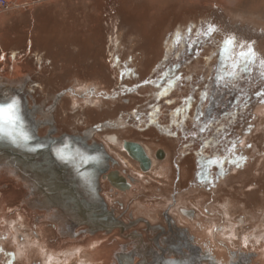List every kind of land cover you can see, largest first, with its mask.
Segmentation results:
<instances>
[{
  "label": "rangeland",
  "instance_id": "obj_1",
  "mask_svg": "<svg viewBox=\"0 0 264 264\" xmlns=\"http://www.w3.org/2000/svg\"><path fill=\"white\" fill-rule=\"evenodd\" d=\"M37 1L41 2L15 0L1 12L17 17V41L16 51L0 59V71L20 78L30 73L29 92L36 103L53 113L61 133L94 129L91 139L101 142L105 134L119 133L121 141L133 136L152 151L161 146L160 134L183 138L176 140L185 152H191L197 165L189 184L182 182L185 188L177 185L176 202L183 196L179 205L196 210L200 219L210 222L215 228L214 242L221 244L228 236L225 242L235 252L253 250L264 255V0ZM210 26H215L212 33H208ZM229 38H234V44L226 46ZM2 46L8 47L4 36L0 37V53ZM249 49L254 50L252 71L242 73L245 58L240 53H249ZM233 64L240 66L235 69L236 79L226 75ZM221 74L224 81L217 80ZM35 83L40 84L37 93ZM205 92L208 100L202 99ZM40 107L41 120L51 122ZM166 143L176 150L177 144ZM108 146L117 157H126L120 146ZM131 162L116 168L133 176L144 175ZM164 163L143 176L150 185L140 178L133 192L111 199L129 201L128 207L132 205L137 215H149L154 225H164V236H195L179 221L176 206L172 209L176 218L170 214L175 220L161 221L160 208L166 209L173 194V176L161 175ZM208 163L218 171L212 177L207 176ZM5 186L0 188V241L7 239L15 245L8 252L16 253V264L111 263L114 251L109 250L107 237L94 245L91 255H79L78 250L70 253L78 246L73 245L46 263V257L36 251V242L46 238L56 243L62 237L50 228V234L36 239L35 234L40 236L45 227L38 226L37 214L32 218L33 212L21 203L27 200L24 191L14 193L11 185ZM41 217L40 221H48ZM31 218L33 226L25 232L23 225ZM15 223L21 227L15 229ZM147 226L137 223L130 230L149 237L153 231H147ZM32 227L37 233L31 232ZM117 232V243L125 244L127 237ZM230 232H234L232 237ZM20 233L25 236L22 240ZM143 242L140 249L145 242L151 243ZM195 242L202 255L201 242ZM128 246L129 250L138 248L135 240ZM96 251L100 258L90 259ZM184 251L192 252L185 247ZM29 252L33 258L27 257ZM166 255L164 264L170 259Z\"/></svg>",
  "mask_w": 264,
  "mask_h": 264
},
{
  "label": "water",
  "instance_id": "obj_2",
  "mask_svg": "<svg viewBox=\"0 0 264 264\" xmlns=\"http://www.w3.org/2000/svg\"><path fill=\"white\" fill-rule=\"evenodd\" d=\"M20 77H13L0 71V104L11 102L13 99L18 101L19 115L23 121L22 131L30 139L27 141V147H22L12 143L4 133H0V174L8 177V179L4 177V180L0 178V186H8L11 181L24 183L27 178L31 180L33 193L29 191L28 181L24 186L22 184V188L25 191L27 189L28 192V198L24 205L31 209V212L37 214L39 220L42 218L41 204H44L45 208L62 210L69 219L68 223L64 224L65 226L60 227L61 237L77 238L78 234L85 232V230L73 232V228L79 225L87 226L90 233L111 234L119 231L123 237H127L128 241H125L126 246L120 245L119 248L113 250L115 252L111 255V261L117 259L118 264H159V260H157L159 255L163 254L164 257L170 249L178 251L185 247L187 250L195 249L197 251L196 238L191 234L180 235L172 239L171 236L163 235L166 232L163 226L148 225L147 228L154 233L149 234V237L144 235L143 238L142 231L130 230L135 224L132 222L127 224L117 217L115 212L108 208L100 193L101 177L108 172L109 180L110 175L113 174L122 180L119 190L125 191L130 185H128L126 177L119 173V170L109 171L111 165L117 162L107 152L104 144L95 140L89 142L94 129L82 134L63 132L56 135L57 128L52 117L51 122L48 123L36 116L38 113H35L34 110L41 108V104L35 102L31 92L27 89V85L33 81L32 76L30 73H26L24 76L26 79ZM45 126H48L47 131L41 134L40 129ZM124 148L133 159L139 162L143 170L150 169L151 159L143 145L125 140ZM61 154L64 159H61ZM163 155L164 151L160 149L157 156L162 158ZM1 168H5L7 173L1 172ZM129 178L134 181L132 176ZM111 183L114 186L113 182ZM130 240L137 242V251L129 250L131 246H128L127 249ZM142 240L153 243L152 249H149L151 256L147 260H144V254L139 248L142 245ZM255 254L252 251L231 252L232 257L241 259L235 261L234 264H261L259 261L255 262ZM163 257L160 258L162 259L161 264L164 261Z\"/></svg>",
  "mask_w": 264,
  "mask_h": 264
},
{
  "label": "bare ground",
  "instance_id": "obj_3",
  "mask_svg": "<svg viewBox=\"0 0 264 264\" xmlns=\"http://www.w3.org/2000/svg\"><path fill=\"white\" fill-rule=\"evenodd\" d=\"M14 72H16V71H14ZM23 79H26V78H23ZM34 111H35V113H37L38 111L40 112L41 110H40V108L39 109L35 108ZM44 119H45V117H44ZM44 121L50 122V121H47V120H44ZM108 137L113 142H119L122 145V147L124 148V140H122V141L120 140L119 133H111V134H109ZM144 148H145V150H146L147 154L149 155V157L151 159V162H152L150 169L151 168L153 169V168L157 167L158 164L160 163V162H158L159 160L157 161V158H155L152 155V151L150 150L149 147L145 146ZM123 158H120V160H122V162L126 161V162H128V163L130 162V164H132L131 161H133V163L139 164V162H137L131 156H127L126 155V157L123 156ZM123 163L120 162V164H123ZM139 166H140V164H139ZM1 172L7 173L5 168L4 169L1 168ZM4 177L6 179H8L7 176H5L4 174L1 173L0 174V178H3V180H4ZM110 180L112 182L114 181L116 183V184L115 183L114 184L117 187L122 186L121 185L122 180L118 179L117 175H114V174L110 175ZM9 181H11V180L9 179ZM26 181L29 182L28 183V185L30 186L29 187L30 188L29 191L32 192L33 189L31 188V183H30L31 180H29L27 178ZM26 181L24 183L22 181H21L22 183L20 181H18V182L11 181L12 183L10 182L9 185L12 186L14 193L19 192V191H22V192L24 191V195L28 198L27 189L25 191L22 188V184H23V186L25 184H27ZM4 186L5 185L0 186V188H2ZM26 192H27V194H26ZM181 197H183V196H180L179 198H181ZM179 198H178V200H179ZM25 200H26V198L21 201L23 203V205L25 204ZM178 200H177L176 205H175L177 207V209H178V213H177L178 214V219H179V221H182L183 223H185L187 225V227L189 229H191L195 233V238L198 239L201 242L200 246H202V248L200 247L201 248L200 250L204 251V253L202 254L200 252L202 255H199V252L197 251V255L194 256L193 259H192V257L190 258L189 255H186V254L183 253L182 257L180 258V254L179 253L183 252L182 249H179L178 251H175V250L173 251L172 249H170L169 253L166 255L170 259L168 260V262L166 264H187V263L190 264V263H192V261L194 262L195 259L197 261L194 264H234L235 261H237L239 258L235 259L234 257H232L231 252L234 251V249H231L230 247L228 248L229 245H227L228 244V243H226L227 241L225 242V240L228 239V236H226V237L224 236L225 240L221 244H219V242H214L213 240H215V239L213 238L212 234L215 233V228L210 224V222L207 223V222H205L203 220V218L200 219L198 217L199 214L197 215L198 212L196 210H191L189 208H185L184 206L179 205V201ZM167 205H168V203H167ZM29 210H31V209H29ZM41 210H42V212H40L41 214H43L47 219H50L51 221H53V222H55L57 224V225L55 224V227L57 228V233H58V235H62L61 231H60V227L65 226L64 224L68 223L67 221H68L69 217L67 215H65L64 212L62 210H60V209L50 208V207H48V208L46 207L45 208L44 204H41ZM191 211H193V212H191ZM203 214H204V216L206 215L205 213H203ZM158 218H160V216ZM30 222H27V223H30ZM85 231H86L85 232L86 234H83V238H81V239L69 238V239L62 240L60 238V239H57L58 242H56V243L49 242L46 238L45 239L44 238L39 239L36 242L37 243V245H36L37 250L36 251L40 255H43V257H46L45 258L46 263H50V262H52V260L58 259V257H59L58 254L59 253H61V252L62 253H66V252L70 251V250H68V248H69V246H73V245H78V246L81 245V246L80 247L77 246L78 248L74 247L75 250H72L70 253H74V252H76L78 250L79 252L77 251L76 253H78L79 255H83V256H86L87 254L91 255L90 253L95 251L94 245L97 244V242H99L101 239L105 240L104 238H106V237L108 238L107 239V243H108L107 246H110V249H109L110 251H113L116 245L119 246V245L123 244L122 245L123 247L126 246V244H124V242L122 243V241L117 243L118 240L115 239L116 234H118L117 231L112 232L111 234L104 233V232L90 233L88 228ZM233 234H234V232H230L229 233V235H231V237L233 236ZM214 235H216V234H214ZM220 235H222V234H220ZM218 238H220V237H218ZM84 241L88 242V244H86V245L78 244V243H83ZM75 242H78V243H75ZM150 242L151 243H146V242L144 243L143 242L144 245H143V248L141 249V253L144 254V260H147L148 257L151 256V254L149 252V249H152L153 243H152V241H150ZM261 244L263 245V243H261ZM197 247H199V246L197 245ZM135 249H136L135 251L138 250V248H135ZM17 251L19 252V250H17ZM30 252L33 254V253H35V250L32 249V251H30ZM30 252L27 255V257H30V254H31ZM100 254H101L100 251H96L95 253L92 254L93 256H90V259L100 258ZM172 255H174V257H171ZM255 256H256V254H255ZM104 260L105 259H103V261ZM240 260L241 259H239V261ZM258 261H259V263L264 264V255H261L260 253H258L257 257L255 258V262H258ZM83 262H86V261H83ZM100 262H101V260H100ZM97 264H100V263L98 262ZM110 264H118L117 263V259H115V261H113V262L111 261ZM159 264H161V263L159 262Z\"/></svg>",
  "mask_w": 264,
  "mask_h": 264
},
{
  "label": "flooded vegetation",
  "instance_id": "obj_4",
  "mask_svg": "<svg viewBox=\"0 0 264 264\" xmlns=\"http://www.w3.org/2000/svg\"><path fill=\"white\" fill-rule=\"evenodd\" d=\"M32 83V82H31ZM31 83H29L28 85H27V89L29 90V87H30V85H31ZM34 85H37L36 87H35V93H37V89H39V88H37L38 87V85H40V84H34ZM30 103H32V101L30 100ZM40 106V105H39ZM42 106V108L44 109V112H48L47 110H46V106L44 105V107H43V105H41ZM48 115H50V114H52L53 115V113H47ZM38 117H40L39 115H37V118ZM50 117H51V115H50ZM54 120H55V118H54ZM47 121H49V120H47ZM49 123V122H48ZM54 123H55V125H56V128H57V132H56V135H60L61 134V132H59L58 130V122H57V124H56V120L54 121ZM47 129H48V126H45L44 128H41L40 129V132H41V134H43V133H45L46 131H47ZM144 129H146V128H144ZM63 133V132H62ZM67 133H69V132H67ZM71 133V132H70ZM73 133H75V132H73ZM79 134H82V133H79ZM94 134V130H93V132H92V135ZM109 135H107V134H105V142H101V141H97V142H100V143H102V144H104V146H105V148H106V150H107V152L116 160V164H114V165H111V168H110V170L109 171H112V170H119V169H117L116 167L117 166H119V165H122V164H120V162L121 163H123L122 162V160H120V158H119V156L117 157L116 155H114V153L109 149V146H108V144H110V145H114V146H120L121 147V149H122V151L127 155V156H130L129 155V153L122 147V145L121 144H119V142H113L111 139H109V137H108ZM158 137L160 138V140H162L161 142V146L160 147H158L156 150H153L152 151V149H150L151 151H152V155L155 157V158H157V161L158 162H165L164 164H162L161 165V167H162V172L163 173H161V175L163 174V175H165L166 177L165 178H170V174H171V176H173V184H172V190H173V194H171L170 196L172 197V199H171V202H169L168 203V205L167 206H165L166 207V209H162V208H160L161 209V211H160V213L162 214V220L161 221H163V220H165V218L167 219V217L168 218H170L171 220H172V218L173 217H171V215L172 216H174V218H176L175 217V215H173V211H172V209L174 208V206L176 205V198H177V196L175 195L176 194V192L178 191L177 190V185L178 186H180L181 188H185L186 187V185L187 184H189V181H190V179L192 178V175H193V172H194V169H196V165L197 164H194V160H192V155H191V152L190 151H186L185 152V147L184 146H181L182 144H180L179 142H177V140L176 139H180V140H182L183 138H177V137H175L174 135H171V136H168V135H162V134H160V135H158ZM125 140H128V141H134V142H138V143H140L141 145H143V147H145V146H147V147H149L150 148V146L149 145H147V144H145L144 142H142L140 139H138V138H135V137H133V136H130V137H128V138H126V139H124V141ZM159 140V139H158ZM93 140L92 139H89V142H92ZM96 141V140H95ZM166 142H169V143H172V144H177L176 146H177V148H176V150H172V148L170 149V147L167 145V143ZM162 144H163V146H162ZM187 147V146H186ZM185 148V149H184ZM163 150L164 151V155H163V157L162 158H159L158 156H157V154H158V151L159 150ZM121 156H123V155H121ZM191 161V162H190ZM126 162V161H125ZM190 162V163H189ZM152 163V162H151ZM195 163H197V162H195ZM112 164V163H111ZM124 164V163H123ZM136 165H137V168L135 167V169L138 171V172H141V173H143L144 175L146 174V173H148L149 171H151V169L150 170H148L147 172H144V170L141 168V166H139V164H137L136 163ZM128 167H129V165H128ZM161 167H159V168H161ZM206 171H207V176L208 177H212L214 174H216V173H218V171H216V169L214 168V166L213 165H211V164H207L206 166ZM130 169V168H129ZM161 170V169H160ZM212 171V172H211ZM161 172V171H160ZM109 173V172H108ZM108 173H106V175L104 176H102L101 177V195L103 196V198L105 199V201H106V203H107V206H108V208L110 209V210H113L114 212H115V215L117 216V217H119L122 221H124L125 223H127V224H129V223H134V224H137V223H141V224H144V226L146 227V225H152V226H154V224H153V219L149 216V215H147L148 217H146V216H139V215H137L136 213H135V211L134 210H131V206H130V208L128 207V203H129V201H123L122 199H118V198H116V199H111V197L113 196V198H114V196L115 197H117V196H120L121 194H124V192L126 191H131V192H133L134 190H135V188L136 187H138V185L140 184V178H142V180H143V182H144V184L145 185H150V180L149 179H147V178H143V176L144 175H141V176H139V177H137V176H133V175H131V174H128V173H126V170L125 169H121V170H119V173L121 174V175H123V176H125L126 177V179L128 180V185H130V187L128 188V189H126L125 191H121V190H119V187H117V186H115V182L113 181V184H114V186L112 185V181L110 182L109 181V179L107 178V175H108ZM192 174V175H191ZM189 175H191V177H189ZM205 175H206V173H205ZM204 175V176H205ZM129 176H132L133 178H134V181H132L130 178H129ZM182 182H185V184L183 185L182 184ZM252 192H256V190H254V191H252ZM160 200V199H159ZM127 207H128V209H127ZM164 207V208H165ZM242 207H245L246 208V204L244 203V201L242 202ZM120 208H121V210H120ZM149 208V207H148ZM152 208H153V206L151 207V208H149V209H151V213L153 212V210H152ZM155 208V207H154ZM159 209V210H160ZM171 214V215H170ZM35 218V215H34V213H33V215H32V218ZM36 221H38L37 222V225L38 226H44L45 227V229L42 231V230H40L41 231V234H40V236L38 235V234H35V237H36V239H39V238H42L43 236L44 237H46V235L47 234H50L51 232H52V230L50 229V228H52L56 233H57V228L55 227V224L56 223H53V222H51V220H48V221H40L39 220V216L38 215H36ZM32 218H31V222L28 220H26V222H30V223H26L25 222V225H23V229L25 230V232L26 231H28L27 229L29 228V227H31V226H33V221H32ZM43 218V217H42ZM173 218V219H174ZM175 220V219H174ZM158 221H160V220H158ZM68 222V221H67ZM70 223H72V222H70ZM13 225H15V229L16 228H20V227H18V225H21V224H18V223H15V224H13ZM35 225V224H34ZM36 225V226H37ZM57 225V224H56ZM73 226H74V224H73ZM161 226H163V229H164V231H165V226L164 225H161ZM35 227H32L31 228V232L33 233H37V229L35 230L34 229ZM131 228H133V227H131ZM155 228V227H154ZM84 230H87V226H85V225H79V226H75L74 228H73V232H77V231H84ZM156 231H158L157 229H155ZM148 231H150V230H148ZM167 231V230H166ZM86 232V231H85ZM84 232V233H85ZM83 233V234H84ZM58 234V233H57ZM83 234H78V237L77 238H72V239H81V238H83ZM0 235H1V231H0ZM4 235H5V233H4ZM34 235V234H33ZM7 236V235H6ZM20 237V240H22V238H25V236H24V234L23 233H20V235H19ZM61 236V235H60ZM144 236V235H143ZM3 237V236H2ZM8 238V237H7ZM17 238H18V235H17ZM6 239V238H5ZM62 240H65V239H69V238H65V237H62L61 238ZM21 242V241H20ZM12 243H11V241H9V240H7L6 239V242H2V241H0V264H16V259H17V256H16V253H14V252H8V249H12ZM14 248H15V245L13 246ZM183 252L182 253H179L180 254V258L182 257V254L184 253V247H183ZM253 251V250H252ZM31 258H33L34 257V255H31L30 256ZM191 257H192V259H193V257L194 256H192L191 255ZM190 257V258H191ZM255 257H257V255L255 256ZM30 258V259H31ZM189 258V259H190ZM188 259V260H189ZM254 260H255V258H254ZM31 263H32V259H31ZM38 264V263H37ZM41 264V263H40ZM43 264V263H42ZM188 264V263H187Z\"/></svg>",
  "mask_w": 264,
  "mask_h": 264
},
{
  "label": "snow or ice",
  "instance_id": "obj_5",
  "mask_svg": "<svg viewBox=\"0 0 264 264\" xmlns=\"http://www.w3.org/2000/svg\"><path fill=\"white\" fill-rule=\"evenodd\" d=\"M191 31V30H189ZM215 31V26H210L208 29V33H212ZM226 46H231L234 44V38H229L225 42ZM252 52L253 49H249V53L241 52L240 56L244 57L243 67L240 68L242 73H247L252 71L250 64L252 63ZM232 71L226 73L227 77L236 79L238 77V73L235 69L240 67L237 64H233ZM179 79V77H177ZM218 81H224L225 75L221 74L217 76ZM172 85V81H169V86ZM264 95V93H261ZM203 100L209 99V94L205 92L202 96ZM19 105L18 101L13 99L11 102L0 104V133H4L8 138H10L11 142L22 147H27V141L30 137L22 131L23 128V121L19 115ZM7 125V127H5ZM200 131H204V128H201ZM61 159H64L63 155L61 154Z\"/></svg>",
  "mask_w": 264,
  "mask_h": 264
},
{
  "label": "crops",
  "instance_id": "obj_6",
  "mask_svg": "<svg viewBox=\"0 0 264 264\" xmlns=\"http://www.w3.org/2000/svg\"><path fill=\"white\" fill-rule=\"evenodd\" d=\"M32 2L35 3V2H41V1L31 0V3ZM14 21H15V23L17 22V17H12V15L7 16L6 14L0 13V37L4 36L5 44H6V46H8L7 48L2 46L1 53H0V59L7 56L8 53L11 54L12 50L14 52L16 51L15 43L17 41V30H16L17 27L14 25ZM13 25H14V27H13ZM262 200H263V198H262ZM243 208H245V207H243ZM197 251L195 249L192 250V252H185L184 251V254L189 255V256H191V255L196 256Z\"/></svg>",
  "mask_w": 264,
  "mask_h": 264
},
{
  "label": "built area",
  "instance_id": "obj_7",
  "mask_svg": "<svg viewBox=\"0 0 264 264\" xmlns=\"http://www.w3.org/2000/svg\"><path fill=\"white\" fill-rule=\"evenodd\" d=\"M15 0H0V13L12 6Z\"/></svg>",
  "mask_w": 264,
  "mask_h": 264
}]
</instances>
